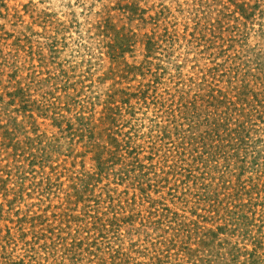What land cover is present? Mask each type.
<instances>
[{
    "label": "rangeland",
    "instance_id": "374dc122",
    "mask_svg": "<svg viewBox=\"0 0 264 264\" xmlns=\"http://www.w3.org/2000/svg\"><path fill=\"white\" fill-rule=\"evenodd\" d=\"M0 264H264V0H0Z\"/></svg>",
    "mask_w": 264,
    "mask_h": 264
}]
</instances>
